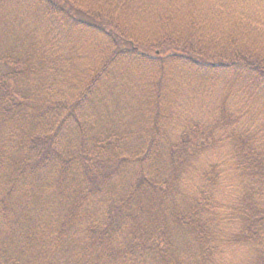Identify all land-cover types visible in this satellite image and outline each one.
<instances>
[{
    "label": "trees",
    "instance_id": "obj_1",
    "mask_svg": "<svg viewBox=\"0 0 264 264\" xmlns=\"http://www.w3.org/2000/svg\"><path fill=\"white\" fill-rule=\"evenodd\" d=\"M20 1L93 39L94 60L75 72L58 55L61 32L48 45L0 42L27 50L0 54V264H264V57L245 56L231 32L223 53L218 41L223 23H243L264 54V0H192L187 17L165 10V23L182 27L171 24L154 56L161 41L141 42L149 53L139 54L127 37L133 0ZM9 4L0 0V33L14 38ZM157 58L175 76L145 77H165V91L148 90L154 104L181 81L207 96L206 111L174 124L152 109L137 130L120 125L118 90ZM217 83L240 94L246 118L229 95L218 100Z\"/></svg>",
    "mask_w": 264,
    "mask_h": 264
},
{
    "label": "rangeland",
    "instance_id": "obj_2",
    "mask_svg": "<svg viewBox=\"0 0 264 264\" xmlns=\"http://www.w3.org/2000/svg\"><path fill=\"white\" fill-rule=\"evenodd\" d=\"M93 1L98 2L99 0ZM255 1L256 0H241L242 3L254 2L256 5L260 3L259 0L256 2ZM84 2L90 3L92 0H77L78 5ZM133 2L135 7H133V4L130 3L132 8L129 10L126 19L130 26L134 25L133 23L136 22V27L134 26V31H132L131 28L127 29L128 31H132V34L127 37L129 39L138 41V43H133V45L137 46L140 43L139 54H142V51L148 52L147 49H142V43L154 41L153 44H150L158 46L161 41L162 43L160 44V52L159 49H155L154 51L151 49L150 51H152V53L150 56H154L153 52H157L158 54L164 53L162 50L165 49V31L171 28V24L182 27L177 21L165 23V10L180 9L182 14L187 17L191 7L195 8L194 6L197 5L196 3H193L192 0H133ZM200 5L205 6L203 2H201ZM9 6L10 12H6L9 19L4 23V25L11 28V33L14 38L0 33V42L5 41V39H16L17 42L22 41V43H24L26 46L30 44L34 47L40 46L39 43L48 45L50 44L51 40L48 39L47 35L57 37V34L61 32V36L59 37L61 47L59 48L62 53L58 55H60V57L66 55L68 62L72 63V69L75 70V72L80 70L84 71L90 62L94 60V51L91 49V42L89 41L94 40L90 37L82 39L77 34L69 31L66 33L62 29L52 26L53 23L47 24V20H42V12L33 7L30 2L10 0ZM166 14H170V12H166ZM123 19L125 20V18ZM242 24L243 23L232 22V24L228 23L225 25L223 23L222 30L220 31V40H218L222 41L221 52L223 53L224 51V46L226 43L224 40L229 36L228 32H231L233 35V40L236 42L237 46H240L242 49L246 48V53H244L245 56L252 60H256L257 58L249 53L255 52L256 54H261V57H264V54L261 51L262 48L250 44L247 32L242 30ZM109 27L112 30L117 31V25L110 23ZM206 27L209 26L205 25L204 28ZM238 28H240L241 32L238 31ZM172 31H174V29ZM215 34L218 35V32L215 31ZM1 45L2 44L0 43V54L9 52L23 54L27 51H24V48L21 46L19 48H13L8 45ZM99 47L103 48L102 46ZM226 48L227 50L230 49L229 45ZM160 58H157L151 62L149 68H147L146 71H139L132 78L125 79L126 82L124 84V88L118 90L116 100L118 104H115L112 112L115 115L113 116L114 120L119 122L120 125L137 130L142 125L149 123V120L152 117V109H158L161 112V119L164 123L165 117H171L174 124H177L176 121L181 119L184 113H187V111L193 109L194 107L196 113L201 114L206 111L204 107L198 106V104H206L207 96L201 92H198L194 88L189 89L187 85H180V83L184 84L181 81L175 82L168 90L166 89L167 91L162 93L159 97L160 101L156 100L157 103L154 104L155 100L149 95L148 90L152 85L157 84L163 91H165V77L162 81L157 78L145 77L158 76L163 70L164 75L168 70L172 77L175 76L174 72L169 71L168 65L163 62L164 60L159 62V60H161ZM148 59L151 60L152 58ZM66 65L67 66L65 67L67 68L68 64ZM136 67L138 66L135 64H128L127 68H124V70L130 72ZM216 88V93L219 98L218 100L223 99L225 95H229L230 103L233 106L232 112L236 115H242V117L244 116L246 118L247 111L245 109V103L242 101L240 94H238L236 90L226 91V89L220 83L216 84ZM168 91H172V93H168ZM193 91L197 93L198 97L195 98V93H193ZM254 113V111L249 113L250 118L253 117ZM99 116L112 117L110 112H105V109L99 111ZM260 116L261 119L264 120V113H262ZM179 127L181 126L177 125L172 130L167 131H175ZM246 127L247 126L243 121L242 127L240 129L244 130Z\"/></svg>",
    "mask_w": 264,
    "mask_h": 264
}]
</instances>
